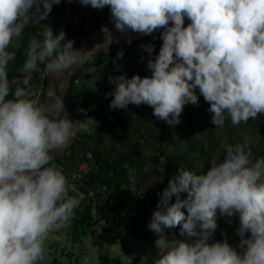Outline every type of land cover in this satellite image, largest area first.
<instances>
[{"label":"clouds","instance_id":"9594fccd","mask_svg":"<svg viewBox=\"0 0 264 264\" xmlns=\"http://www.w3.org/2000/svg\"><path fill=\"white\" fill-rule=\"evenodd\" d=\"M60 3L0 0V264H37L44 258L49 233L67 227L79 206L68 195L62 170L49 165L54 153L81 129L87 131L93 120L72 121L55 91L47 92L49 103L38 104L31 98L30 82L40 65L59 73L87 63L92 65L87 71L94 73L96 52L75 50L63 30L54 34L48 25L42 39H29L22 76L10 79L8 73L15 59L8 50L12 41L22 37L29 23L42 24ZM79 3L107 6L121 32L148 35L163 29L159 53L147 61L151 75L122 74L112 80L114 88L106 93L112 97L110 108L143 104L158 120L174 126L185 104H198V89L210 105L215 127H223L226 119L235 126L264 114V0ZM144 49L151 56L154 45ZM223 150V160L207 171L180 166L169 179L147 224L158 250L154 264H264V157L251 158L247 137L243 143H225ZM218 215L238 218L241 251L227 239L209 243ZM177 225L185 239L169 241L165 229Z\"/></svg>","mask_w":264,"mask_h":264},{"label":"trees","instance_id":"16d2710c","mask_svg":"<svg viewBox=\"0 0 264 264\" xmlns=\"http://www.w3.org/2000/svg\"><path fill=\"white\" fill-rule=\"evenodd\" d=\"M76 1L61 0L52 20L47 18L39 25L29 23L22 37L12 41L8 50L15 53V59L8 66L10 79L22 76L20 69L26 59L29 39L32 36L42 39L40 34L48 25L54 34L63 30L66 40L74 41L100 24L113 22L107 6L103 9L90 5L80 7ZM189 22L185 19L184 26ZM162 43L158 33L113 45L92 57L94 73L87 71L92 65L85 63L71 81L66 102L80 124L88 119L93 121L87 131L81 129L67 152L50 164L62 170L74 184L68 195L75 197L79 206L67 227L52 232L59 243L62 232H66L69 245L57 246L48 264H82L85 251L79 247L76 254L74 247L83 245V239L98 225L111 226L118 233L121 255L102 252L104 261L154 264L158 250L154 248L155 235L147 224L157 210L163 189L180 166L197 173L205 172L213 163L223 160L225 143H243L245 137L251 158L264 157V114L235 126L226 119L223 127H215L211 123L213 114L208 111L210 105L199 95L198 89V104H185L179 123L174 126L158 120L152 108L143 104H129L127 109L109 107L112 97L106 93L114 88L111 81L122 74L129 78L133 74L148 76L147 61L154 60ZM148 44L154 45V51L140 61V55L149 54L144 49ZM118 52L123 53L122 58H117ZM48 74L44 65L32 73L31 98L38 104L43 103ZM150 180L154 183L145 190ZM174 200L175 197L170 203ZM217 225L209 243L227 239L241 251L238 247L241 237L235 231L238 218L218 215ZM165 234L169 241L185 239L180 235L179 225L165 229Z\"/></svg>","mask_w":264,"mask_h":264},{"label":"water","instance_id":"95a60500","mask_svg":"<svg viewBox=\"0 0 264 264\" xmlns=\"http://www.w3.org/2000/svg\"><path fill=\"white\" fill-rule=\"evenodd\" d=\"M105 27L108 29L107 32L103 31ZM162 31L163 29H157V30H154L152 34H148V35L134 32L130 29H126L125 31L121 32V31L116 30V28L114 27V22L103 23L85 32L80 38L74 40L73 48L75 50H82V51L92 50L96 52L95 54H97L107 48L112 47L113 45H117L121 43H128V42H135V41L144 39L146 37H149L151 35L161 33ZM83 65L84 64H82L80 67L79 65H74L70 69L62 70L59 73L57 72L49 73L47 77L45 91H44L43 102L49 103L50 101L47 98V92L50 90L55 91L56 94L63 100L65 110L68 113V117L74 122L79 121V120L74 115L68 103L66 102V95H67L71 81L73 80L74 76L77 74L78 70ZM78 134L73 138L72 141L69 142L68 146H66L64 149L57 150L54 153V158L51 161V163L57 161L60 157H62L67 152V150L75 142Z\"/></svg>","mask_w":264,"mask_h":264},{"label":"rangeland","instance_id":"374dc122","mask_svg":"<svg viewBox=\"0 0 264 264\" xmlns=\"http://www.w3.org/2000/svg\"><path fill=\"white\" fill-rule=\"evenodd\" d=\"M77 5H79L80 7L82 6L79 3V0L76 1ZM58 5H53L52 11L50 13V15L48 16V19L52 20L54 18L55 15V10L57 9ZM72 9V7H71ZM71 9H69L68 11H70ZM149 56V54H143L139 56V60L143 61L144 59H147ZM151 73L148 74V76H150ZM153 180H150L147 184H145L144 188L145 190H148L150 188V186L153 185ZM60 230V229H59ZM62 230V229H61ZM55 232V231H54ZM52 233V232H51ZM250 232H246V239L250 238ZM61 241L59 243V241L57 240L58 237H53L52 235V239H50V237H48L45 240V246L47 247L48 245H51L53 248V252L51 254V256L54 255V248H61L62 245L66 244V246L69 245V241L68 238L66 237V232H62L61 235ZM67 238V239H65ZM118 233L111 227V226H103V225H98L97 227H95L91 234L89 236H87L86 238L83 239L82 244L83 245H79L78 247H74V252L76 254H78V248L80 247L82 250L85 251V254L82 256V264H96V263H101L102 259L104 260V258L101 256L102 252H107L108 254L111 255H121L120 251H119V246H118ZM216 241V240H215ZM102 257V259H101ZM123 257V256H122ZM123 261L125 260V257L122 258ZM49 262V259H42L40 260V262ZM64 260H62L63 262ZM104 263V262H103ZM114 263V262H113ZM112 263V264H113ZM102 264V263H101ZM104 264H108L107 262Z\"/></svg>","mask_w":264,"mask_h":264},{"label":"crops","instance_id":"0c3cea01","mask_svg":"<svg viewBox=\"0 0 264 264\" xmlns=\"http://www.w3.org/2000/svg\"><path fill=\"white\" fill-rule=\"evenodd\" d=\"M48 237H50V239H52V233H49V235H48ZM44 249H45V254H44V258L45 259H51V254H52V250H53V248H52V246L51 245H48L47 247L45 246V244H44ZM55 249V248H54ZM43 258V259H44ZM37 264H48V262L46 261V262H40V261H38L37 262Z\"/></svg>","mask_w":264,"mask_h":264},{"label":"built area","instance_id":"2783aa9c","mask_svg":"<svg viewBox=\"0 0 264 264\" xmlns=\"http://www.w3.org/2000/svg\"><path fill=\"white\" fill-rule=\"evenodd\" d=\"M49 166H52V165H49ZM57 168V167H56ZM59 169V168H58ZM66 177V176H65ZM75 177V175L73 176V178ZM66 180H67V186H68V191L70 189H74V184L72 182H70L69 178L66 177Z\"/></svg>","mask_w":264,"mask_h":264},{"label":"flooded vegetation","instance_id":"af4514ba","mask_svg":"<svg viewBox=\"0 0 264 264\" xmlns=\"http://www.w3.org/2000/svg\"><path fill=\"white\" fill-rule=\"evenodd\" d=\"M101 259H102V258H101ZM101 261H102V262H101L102 264H104V263H106V262H107L108 264H112L115 260H112V261H104V260L102 259ZM103 262H104V263H103ZM101 263L98 262V263H96V264H101ZM114 263H115V262H114ZM114 263H113V264H114Z\"/></svg>","mask_w":264,"mask_h":264}]
</instances>
